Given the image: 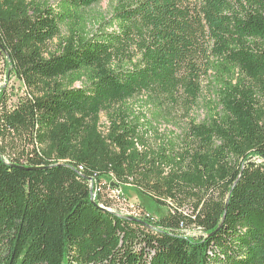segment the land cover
<instances>
[{"label":"trees","instance_id":"obj_1","mask_svg":"<svg viewBox=\"0 0 264 264\" xmlns=\"http://www.w3.org/2000/svg\"><path fill=\"white\" fill-rule=\"evenodd\" d=\"M104 1L0 0V264H264V0Z\"/></svg>","mask_w":264,"mask_h":264},{"label":"rangeland","instance_id":"obj_2","mask_svg":"<svg viewBox=\"0 0 264 264\" xmlns=\"http://www.w3.org/2000/svg\"><path fill=\"white\" fill-rule=\"evenodd\" d=\"M31 1V0H28ZM44 1V0H42ZM50 4L55 5L58 0H47ZM108 0L102 2L101 4L96 6L97 10H104L108 8ZM205 90V89H204ZM27 91L26 85L24 82L19 80L15 75L11 73V67L9 64L0 57V99L5 94L11 101H15L19 96L25 94ZM206 91V90H205ZM203 100H208L209 95L207 92H204ZM202 112L199 111L198 114L201 115ZM149 118V116H148ZM154 132H150L148 134L143 135V141H139L138 149L141 151H152L156 149V145L159 141L158 135H164L170 130H175V126L169 123L159 122L153 126ZM100 130L103 136H107L108 134V121L107 117L104 113L101 115L100 121ZM102 195L105 197L109 196V190L102 188ZM121 196L117 194H113V199L116 204V212L121 215L130 214L132 211L128 208L129 205L142 207L146 212H149L153 215H160L166 211L165 208L159 207L149 196L141 194L139 190L133 184H126L120 188ZM112 197V196H111ZM199 230H188L185 234H196L199 233Z\"/></svg>","mask_w":264,"mask_h":264},{"label":"built area","instance_id":"obj_3","mask_svg":"<svg viewBox=\"0 0 264 264\" xmlns=\"http://www.w3.org/2000/svg\"><path fill=\"white\" fill-rule=\"evenodd\" d=\"M113 194H117V195L121 196V191H114ZM128 208L131 209L132 211L130 212V214H126L123 216H138V215H140V210L138 209V206H137V208H135V206L129 205Z\"/></svg>","mask_w":264,"mask_h":264}]
</instances>
